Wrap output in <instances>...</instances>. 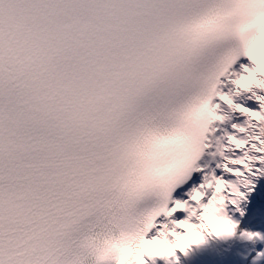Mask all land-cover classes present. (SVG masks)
<instances>
[{
    "label": "snow or ice",
    "instance_id": "obj_1",
    "mask_svg": "<svg viewBox=\"0 0 264 264\" xmlns=\"http://www.w3.org/2000/svg\"><path fill=\"white\" fill-rule=\"evenodd\" d=\"M256 3L0 0V264H264Z\"/></svg>",
    "mask_w": 264,
    "mask_h": 264
},
{
    "label": "clouds",
    "instance_id": "obj_2",
    "mask_svg": "<svg viewBox=\"0 0 264 264\" xmlns=\"http://www.w3.org/2000/svg\"><path fill=\"white\" fill-rule=\"evenodd\" d=\"M243 30L252 33V39L248 45V54L256 62L257 70L264 72V4H255L250 23L244 25ZM198 116L199 113L195 114L194 118ZM181 144L182 140L180 138H173L158 141L154 147L157 151H164L169 148L179 147ZM210 223L213 227H224L216 221L210 220ZM180 243L184 244L185 241L181 240ZM154 249L160 254H166L170 251L164 241L147 242L127 238L102 244L100 247V258L114 257L117 264H143L140 259L141 256L145 253H151Z\"/></svg>",
    "mask_w": 264,
    "mask_h": 264
},
{
    "label": "bare ground",
    "instance_id": "obj_3",
    "mask_svg": "<svg viewBox=\"0 0 264 264\" xmlns=\"http://www.w3.org/2000/svg\"><path fill=\"white\" fill-rule=\"evenodd\" d=\"M225 248L231 249L233 252H239V260L241 264H249V260H246L245 257L248 255L251 245L235 243L226 245Z\"/></svg>",
    "mask_w": 264,
    "mask_h": 264
}]
</instances>
